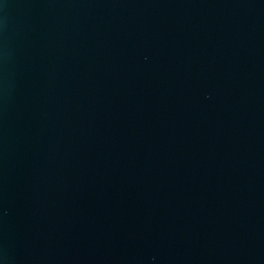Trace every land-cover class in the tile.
Here are the masks:
<instances>
[{"label":"water","instance_id":"water-1","mask_svg":"<svg viewBox=\"0 0 264 264\" xmlns=\"http://www.w3.org/2000/svg\"><path fill=\"white\" fill-rule=\"evenodd\" d=\"M0 264H264V0H0Z\"/></svg>","mask_w":264,"mask_h":264}]
</instances>
